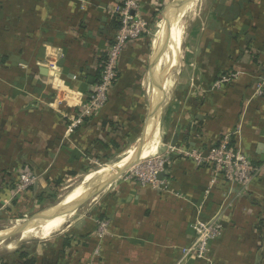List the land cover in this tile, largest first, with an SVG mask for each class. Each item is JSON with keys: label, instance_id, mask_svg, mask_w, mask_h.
Returning <instances> with one entry per match:
<instances>
[{"label": "crops", "instance_id": "obj_1", "mask_svg": "<svg viewBox=\"0 0 264 264\" xmlns=\"http://www.w3.org/2000/svg\"><path fill=\"white\" fill-rule=\"evenodd\" d=\"M139 1L151 28L163 0ZM114 2L0 0V57L7 59L0 64V170L21 167L38 175L35 194L45 190L46 175L52 180L78 174L122 149L146 126L159 99L144 78L156 44L150 32L126 45L106 106L68 131L72 112L98 79V59L113 34ZM242 31L247 37L234 39ZM177 48L171 87H163L157 124L152 118L149 124L157 142L140 158L156 154L168 162L159 178L165 188L153 191L117 179L78 225L41 243L36 264H264V91L256 95L264 71V0L199 1ZM230 69L238 79L215 89L214 79ZM227 135L260 172L249 196L234 201L233 185L213 182L209 169L183 154ZM127 159L105 167L103 179ZM7 198V192L0 194V204ZM97 213L110 221V230L94 256ZM216 219L223 235L211 243L207 260L180 262L181 250L194 241L191 226ZM65 237L73 244L64 250Z\"/></svg>", "mask_w": 264, "mask_h": 264}, {"label": "built area", "instance_id": "obj_2", "mask_svg": "<svg viewBox=\"0 0 264 264\" xmlns=\"http://www.w3.org/2000/svg\"><path fill=\"white\" fill-rule=\"evenodd\" d=\"M111 16L115 17L119 24L118 29L113 31L112 41L107 45L106 58L96 83L92 86L86 101L72 112L68 131L81 126L85 119L95 117L106 106L111 89L118 79L119 61L126 45L150 34V22L142 13L139 0H115ZM51 67L52 69L56 68L55 65H51ZM238 77L237 72L221 75L213 83V87L220 89ZM262 79V86H258L256 89L257 96L263 95L264 73ZM217 142L218 146L195 147L183 154L196 167L209 169L213 175V182L222 179L233 185L236 192L232 196V200H239L247 195L251 183L256 180L260 172L246 156L236 151L235 146L230 145V135L220 138ZM166 166H168V162L159 157H155L152 161H139L121 178L135 180L142 187L160 191L165 188L166 183L159 180L158 175L167 172ZM12 176L15 180L12 193L19 198L38 187L40 182L39 176L28 169L15 170L12 172ZM94 224L95 230L92 236L97 244L94 247L93 255L98 256L102 242L109 236L110 221L95 219ZM191 229L195 235L194 241L181 250L182 259L180 262L204 261L209 255L211 243L219 240L223 234L222 223L217 219L210 222L197 220Z\"/></svg>", "mask_w": 264, "mask_h": 264}, {"label": "rangeland", "instance_id": "obj_3", "mask_svg": "<svg viewBox=\"0 0 264 264\" xmlns=\"http://www.w3.org/2000/svg\"><path fill=\"white\" fill-rule=\"evenodd\" d=\"M175 1L176 0H163L162 1L161 5L159 6L157 17H155L154 23H153V25L150 28L152 39H153V41H155V43H156V41L158 39H160L162 37L163 33L165 32L164 38H165V43H166L167 46L164 49L161 57L159 59L157 58V60L155 62L157 65H159V63L161 62V59L164 57L165 53L168 52V49L170 48V46L173 49V47H172L173 44L175 45L176 42H177V44L178 43L180 44L182 38L184 37L183 33H178L173 28V23H171L169 18L166 16V13L169 12L171 6L174 4ZM199 1H202V0H191L189 3L181 4L179 9L184 7L185 5L190 4L192 6L191 7L192 8L191 11L194 12V10L197 7ZM191 11L189 13H187L185 15V17L183 18V26L185 27L184 33L186 31V28H187L189 16L192 14ZM160 47L161 46H159V47L156 46L155 47L153 45L152 53L154 54V56H153V59L151 61L150 66H149V69H147L146 75L144 76L145 81L147 83L145 85H146V87H147V85H149L148 88H150V89L152 88L153 79H156V78H158V79L161 78L162 84H164L165 81H167V84L169 85V88L171 87V81H170L169 78H170L171 74L173 73L172 69L169 70L168 68L163 66L162 67L163 69H162V71L159 74H156V72H155L156 64H155V67H154V63L153 62H154L155 58L158 57V54L160 52ZM180 53H181V51L179 50V57H180ZM162 74H164V75H162ZM155 88L156 87L154 86V88L152 90L156 91ZM165 89L167 90V85H166ZM146 118L147 117H145L144 121L148 120ZM159 118H160V122H161V113H160ZM145 127H147V126H145ZM157 127H158V125H157ZM143 129H144V127H143ZM143 129L140 132L138 131V133L136 135L131 136V138L128 141V143L125 144L124 147H122V149L118 150L117 152H115L113 154H108L109 156L106 157L105 159L102 158L104 160L100 159V161H98V162L97 161L93 162L91 165L87 166L84 171L79 172L76 177H64L61 180V183L58 185V187L54 191H52L51 188H48V189L45 188L44 191H46V195H48V196H46L47 198L44 200V203H42V204L38 205V204L34 203L32 200H30V202L27 203L28 206L27 205H22L21 206V203H18L17 201L15 202V198H13V197H15V195H13V193H12L13 189L11 191H6L7 194H8V198H7L8 201L7 200L6 201H1V203L3 202V205L0 204V231H5L6 232V231H8L10 229H13L14 227L19 226L24 221H26L27 219L32 217L33 215H35L37 213H40L42 211H45L47 209H50L51 207H53V206L57 205L58 203H60V201H65V202L70 201L73 198V196L75 195V193L77 191L81 190V188H83L85 186V184H86V182H84L85 180H90L91 178H93L92 181L89 182V187H88L89 190H91L94 187L98 186L100 183H102L101 179H103L105 177L104 174L106 172L105 170H107L106 169L107 166H116V165H118V163H120L123 159L128 158L130 156V154L134 150L136 151L137 146L139 144V140L141 139V136H142ZM151 133H153V134H152V137L150 139L152 140L153 147H154L157 141L155 140V133L153 131ZM231 137H232V135H231ZM233 146H234V144H233ZM154 155H156V154L150 155V156H148V157H146L144 159H140L139 161H143V162L144 161H146V162L147 161H152V159H155ZM128 162L129 161H126L125 164H127ZM136 164H134L131 167H129L126 170V172L131 170V168L133 166H135ZM125 173L121 177H123L125 175ZM103 175H104V177H103ZM121 177L118 178V179H122ZM80 184H81V186H80ZM109 186L110 185L105 187V190L100 192L95 197H93V198L87 200L86 202L78 205L77 209L75 210V212L71 216V218L69 220V224L67 225V227H69V226L73 227L75 225H78L83 220V218L85 217V214H88L90 211H92L94 209V207H95L94 206V204H95L94 198L98 199V197H100L103 192L107 191ZM71 187H73V188H71ZM66 192H68V193H66ZM65 193H66V195L63 198L64 200H61V198L63 197V195ZM50 194H54L55 196L51 197ZM15 204H16V206H15ZM29 205H32L30 207V209H29ZM28 209H29V211H28ZM39 226H42L43 229L44 228L46 229L48 224L45 223V222H42V223H40ZM66 228H64V229L52 234L50 237H45V235L36 232V230L27 232L26 231L27 229H26L21 234V236H15V237L9 239L8 241L0 243V258L13 257V255L15 254V251H18L20 249H24L25 251H28L31 254L35 255V253L37 252V250L39 249V246L41 245V243L43 241L48 240V239H50V238H52V237H54L56 235H59ZM30 233H32L31 238L27 239L28 235Z\"/></svg>", "mask_w": 264, "mask_h": 264}, {"label": "bare ground", "instance_id": "obj_4", "mask_svg": "<svg viewBox=\"0 0 264 264\" xmlns=\"http://www.w3.org/2000/svg\"><path fill=\"white\" fill-rule=\"evenodd\" d=\"M189 3V2H188ZM177 6L175 5V4H173L172 6H171V8H170V10H169V12L168 13H166L167 14V16H168V18L170 19V21H171V23H173V28L178 32V33H183V35H184V30H185V27L183 26V18L185 17V15L187 14V13H189L190 11H191V5L190 4H188V5H185L184 7H182V8H180L179 10L176 8ZM177 10H176V9ZM192 12V11H191ZM166 29V28H165ZM168 30V29H167ZM164 34H165V32L163 33V35H162V37L160 38V39H158L157 41H156V44H155V47L156 46H161L163 43H165V38H164ZM161 36V35H160ZM167 40V39H166ZM182 41H183V38H182ZM174 43V42H173ZM176 45V46H175ZM173 44V49L171 48V46H170V48L168 49V53L166 52L165 53V55H164V57L161 59V62L159 63V65H157L156 64V70H155V72H156V74H159L161 71H162V67L163 66H165L166 68H168L169 70H170V68H173V67H175L176 65H178V60H179V49L177 48L178 47V45H179V43L177 44V42H176V44ZM178 50V51H177ZM157 56V55H156ZM156 62V61H155ZM154 67H155V65H154ZM154 72V71H153ZM154 74V73H153ZM150 75V74H149ZM162 75H164V74H162ZM148 78V77H147ZM146 78V79H147ZM149 79V78H148ZM160 80H161V78H160ZM148 81V80H147ZM145 84H147V83H145ZM166 85H167V81H165V83L163 84V87H164V89H165V87H166ZM156 89V88H155ZM154 89V90H155ZM148 90V89H147ZM165 91H167L166 89H165ZM152 92V94H153V98L155 99V97L156 96H158L159 98L161 97V92L159 91V90H157L156 89V91H151ZM151 98V97H150ZM152 98V99H153ZM153 103V102H152ZM151 118L152 117H150V119L148 120V122L146 123V129H145V135H144V137H145V145L143 146V148H142V153H141V157H142V154H143V152L149 147V151H152L153 150V143H152V140L150 139L151 137H152V134L153 133H151L150 134V132H151V130L149 129V124H150V120H151ZM157 122H158V120H154V124H157ZM154 130V129H153ZM132 152V151H131ZM130 152V153H131ZM129 153V154H130ZM135 155V152L133 151L131 154H130V156L128 157V159L126 160V161H129L133 156ZM128 156V155H127ZM124 158V157H123ZM126 166V165H125ZM124 166V167H125ZM123 167V168H124ZM123 168H121V169H123ZM121 169H119V170H121ZM117 172V171H116ZM116 172H114V173H116ZM113 173V174H114ZM86 177V176H85ZM104 177V176H103ZM102 177V178H103ZM107 178V177H106ZM86 179V178H85ZM92 179L93 178H91L90 180H85L84 182H86V184H85V186H84V188H83V190H79V191H77L76 193H75V195L73 196V198L70 200V201H68V202H65V201H60V202H62L61 204H59V205H71V204H73V203H75V202H77V201H79V199H81V198H84L83 196L89 191V182L90 181H92ZM100 180V179H99ZM101 181H102V179H101ZM103 181H104V179H103ZM75 186V185H74ZM73 186V187H74ZM80 186H81V184H80ZM108 186V185H107ZM73 187H71V188H73ZM92 188V187H91ZM69 192V191H68ZM68 192H66V193H68ZM66 193L63 195V197L61 198V200H64L63 198L65 197V195H66ZM95 199V198H94ZM51 211H54L55 209H56V207L55 206H53V207H51ZM74 213V212H73ZM73 213H71V214H64V215H62V216H58V217H55V218H53V219H51V220H49V221H44L45 223H47L48 224V226H47V228L45 229H43L42 228V226H39V227H36V228H33V227H28L27 228V232L28 231H35L36 230V232H38V233H41V234H43V235H45V237H50L52 234H54V233H56V232H58V231H60V230H62V229H64V228H66L67 227V225L69 224V220H70V218H71V216L73 215ZM77 217V216H76ZM73 219V218H72ZM40 223H42V222H40ZM39 223V224H40ZM73 223V222H72ZM38 224V225H39ZM15 228V227H14ZM11 230V229H10ZM66 230V229H65ZM9 231V230H8ZM8 231H0V235H5L6 233H8ZM31 235H32V233H30L29 235H28V238L27 239H30L31 238Z\"/></svg>", "mask_w": 264, "mask_h": 264}, {"label": "water", "instance_id": "obj_5", "mask_svg": "<svg viewBox=\"0 0 264 264\" xmlns=\"http://www.w3.org/2000/svg\"><path fill=\"white\" fill-rule=\"evenodd\" d=\"M191 0H176L174 2V4L177 6L176 8L179 9L181 4H185L190 2ZM175 8V9H176ZM176 9V10H177ZM166 43H163L160 47V52L158 54V57L155 58L154 60V65L156 64L155 61L157 60V58L159 59L164 51V49L166 48ZM12 61H15V58L11 59ZM59 67L62 68L61 63L59 64ZM153 85L156 87L157 90H159L161 92V97L154 103L151 112H150V117H152L153 120H157L158 119V112L160 109V105L161 102L164 99V93H163V84L161 82L160 79L156 78L153 79ZM144 135H145V127L143 130V134L141 136V139L139 140V144L137 146V149L135 151V155L129 160V162L127 163V165L121 169L118 170L116 173L110 175L109 177H107V179H105L104 181H102V183H100L98 186L94 187L93 189L89 190L83 197L79 199L78 202L73 203L71 205H59L62 202L58 203L57 205H55L56 209L54 211H51L52 209H47L45 211H42L40 213H37L35 215H33L32 217H30L29 219H27L26 221H24L21 225L11 229L8 231V233H6L5 235H0V243H3L5 241H8L9 239L15 237V236H21V234L28 228V227H39V223L40 222H44V221H49L55 217L64 215V214H71L73 212H75V210L77 209L78 205L86 202L87 200L95 197L96 195H98L100 192H102L103 190H105V187H107V185H110L112 182L116 181L118 178H120L125 172L126 170L131 167L132 165L136 164L140 158H141V153H142V148L145 144V139H144ZM163 174H159L158 178H162ZM39 224V225H38Z\"/></svg>", "mask_w": 264, "mask_h": 264}, {"label": "trees", "instance_id": "obj_6", "mask_svg": "<svg viewBox=\"0 0 264 264\" xmlns=\"http://www.w3.org/2000/svg\"><path fill=\"white\" fill-rule=\"evenodd\" d=\"M245 2H247V1H245ZM238 7H239V10H240V8H241L240 2L237 4V8ZM237 16H238V13H237V15H234L233 16V19H235ZM112 21H113L112 22L113 31H116L118 29L119 24L116 22L115 17H113V20ZM240 35H243L245 38L247 37V34L245 33V31H242L239 34H236L234 36V39L237 40ZM111 41H112V37L108 40V44L111 43ZM251 42H252V38H250V40H245V48L248 49L249 46H250V44H251ZM263 54H264V51H263ZM105 58H106V54L105 53L102 54L99 57L98 64L101 67H99L98 72L101 70L102 64L105 61ZM6 60H7L6 57H0V64H1V62L6 61ZM232 72L233 71L230 69V70H227V71L222 72L221 74L222 75H226V74L232 73ZM263 73H264V71H263ZM118 75H119V73H118ZM219 76L220 75H218L216 78H218ZM216 78L214 80H216ZM233 144H234V141H233V136H232L231 137V143H230V145H233ZM99 145H101V144H99ZM214 146H218V142H216L214 144ZM99 157H101V155H99L98 158ZM102 158H106V157H101L99 159H102ZM22 169H24V168L16 167V168H13L12 170L11 169H3V170H0V194L1 195L4 192H6V191H11L13 189V187H14L15 180H14V176H12V172L15 171V170H22ZM76 176H77V173H75V172H70V173L67 174V177H76ZM46 177H50V176H47V175L45 176V180L47 182V185L45 187L48 189V187L50 186L49 188H51V190L54 191L58 187V185L61 183V180L64 177H66V176L62 175L61 177L53 178L52 180L46 179ZM46 196H48V195H46V191H41L40 193L35 194L33 192V190H30L28 193H26L24 196H22L21 206L22 205H27L28 206L27 203L30 202V200H32L34 203H36L38 205L39 204H42V203H44V200L47 198ZM50 196L51 197H54L55 195L54 194H50ZM248 196H249V192L247 193V195L244 196V198H246ZM31 206L32 205H29V209H30ZM102 216L103 215H101V213H97L94 216V218L95 219H105V218H102ZM259 224L262 225L264 223L262 221H259ZM260 225L258 226V229H260ZM94 226H95V224H94ZM261 227H263V226H261ZM72 244H73V239L72 238H70V237L69 238L68 237H65L64 238V243H63L64 250L66 248L67 249H70V247L72 246ZM71 263H69V264H71ZM0 264H36V258H35V255L31 254L30 252L25 251L24 249H20L18 251H15V254L13 255V257L0 258Z\"/></svg>", "mask_w": 264, "mask_h": 264}]
</instances>
